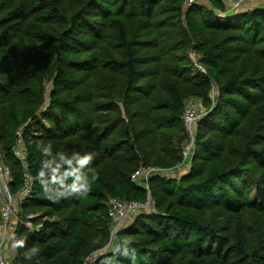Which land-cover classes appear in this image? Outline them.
Wrapping results in <instances>:
<instances>
[{"label": "trees", "instance_id": "16d2710c", "mask_svg": "<svg viewBox=\"0 0 264 264\" xmlns=\"http://www.w3.org/2000/svg\"><path fill=\"white\" fill-rule=\"evenodd\" d=\"M191 97L203 115L189 171L155 174L148 190L133 174L182 163ZM0 156L13 195L33 177L16 264H85L109 241V199L148 192L154 209L93 264H264V6L0 0Z\"/></svg>", "mask_w": 264, "mask_h": 264}, {"label": "built area", "instance_id": "2783aa9c", "mask_svg": "<svg viewBox=\"0 0 264 264\" xmlns=\"http://www.w3.org/2000/svg\"><path fill=\"white\" fill-rule=\"evenodd\" d=\"M224 1L226 5L230 6L231 10H239V8L243 6L245 0H224ZM253 1L264 3V0H253ZM195 66L196 69L206 73V69L202 64L195 61ZM202 115L203 112L201 108V102L199 99L196 98H193V100L190 99L185 104L183 119L185 122L186 130L188 131L190 137L184 143L182 148L183 163L188 161V159H190L192 152L195 148V144H196L195 135L197 129V122L202 117ZM17 134H18V138L16 145L14 147V154L17 158L20 159L23 166L27 168V161H26L27 148L23 140L22 128H20L17 131ZM166 171L167 169H163L158 166H148V167L143 166L133 174V179L146 181L145 186L149 190V186H148L149 178H151L152 176H154V174L157 173L164 174ZM0 174L5 175L4 185L1 186L6 201V203H2L3 205L1 206L3 225L6 228H8V222L11 220L12 217L11 215H13L16 211V216L18 218V221L24 222L29 226L31 222L23 221L20 218L18 207L22 202V200L27 196H29L30 193L32 192L33 177L31 176L30 172L26 169L24 172L25 186L19 193L13 195L9 189V181L11 180V170L6 164H4L1 161V158H0ZM6 197L11 203L7 201ZM108 206H109V215L112 219L111 232L113 237L111 238L115 240L117 232L121 228L126 226L131 216H133L134 214L137 215L141 212H149L153 210L155 206V201L152 197L151 192H148L147 197L143 202L138 200H121L116 197H111L108 201ZM11 237H12V233H9L6 230L3 234L0 235V264H15L13 260L9 258L7 255V250H11L12 252L15 251L14 248L15 244L14 242H12L13 240L11 239Z\"/></svg>", "mask_w": 264, "mask_h": 264}, {"label": "rangeland", "instance_id": "374dc122", "mask_svg": "<svg viewBox=\"0 0 264 264\" xmlns=\"http://www.w3.org/2000/svg\"><path fill=\"white\" fill-rule=\"evenodd\" d=\"M189 2H194V1H196V2H202V0H188ZM79 2V0H75V4H77ZM228 6V5H227ZM261 7V6H264V3H260V2H256V1H253V0H245L244 1V3H243V6H241L240 8H239V10H233L234 12L236 11L237 13L238 12H243V11H246V10H250V9H252V8H254V7ZM228 10H231V8H230V6H228ZM189 56H190V58L193 60V61H199V59H200V56H199V54H197L194 50H190V52H189ZM197 71H198V69H197ZM52 84L51 83H47V88H48V95H47V97L49 96V93H50V91H51V89H52ZM213 93H214V100L217 98V95H218V89L217 88H214L213 89ZM190 99H192L193 100V97H191V98H188L187 100H186V103L190 100ZM46 105L47 104H45L44 105V107L43 108H45L46 107ZM202 112H203V109H202ZM123 115H125V111L123 110ZM47 126H49L47 123H45ZM1 158V157H0ZM1 161H2V159H1ZM3 162V161H2ZM183 163V162H182ZM185 164H188L187 163V161L186 162H184ZM183 163V164H184ZM181 164V163H180ZM182 164V165H183ZM4 179H5V175H2V174H0V193H1V204H0V212H1V210H2V203H6V201H5V196H4V193L2 192V189H1V186L2 185H4ZM14 197V196H13ZM6 199H7V197H6ZM14 199V198H13ZM7 201L9 202V203H11L8 199H7ZM14 202V201H13ZM13 202H12V204H13ZM18 209H19V207H18ZM12 217H11V220L8 222V228H10V232L9 233H14V230H15V228H16V226H17V224H18V218H17V216H16V211H15V213L13 214V215H11ZM136 217V215L134 214L133 216H131V218L128 220V221H130V220H132V219H134ZM127 221V222H128ZM2 224H3V221H2ZM29 226H32V224H30ZM111 230H112V224H111V227H110V237H109V241H108V243L105 245V246H103V248H101L100 250H97V251H95V252H93L91 255H88L87 257H85V264H93V261H94V257L95 256H97L100 252H105V251H108V250H110V249H112V250H117L118 248H119V246H118V244L116 243L115 244V241H114V239H112L111 237H113L112 236V232H111ZM249 237H251V239L249 238V242L251 241H253V237L252 236H249ZM11 240V239H10ZM7 255H8V257L9 258H11V259H13V254H12V251L11 250H7ZM15 263V262H14ZM16 264V263H15Z\"/></svg>", "mask_w": 264, "mask_h": 264}, {"label": "crops", "instance_id": "0c3cea01", "mask_svg": "<svg viewBox=\"0 0 264 264\" xmlns=\"http://www.w3.org/2000/svg\"><path fill=\"white\" fill-rule=\"evenodd\" d=\"M182 164L183 163L177 165V167H175L173 169H170V170L168 169L163 175H168V176L173 177V178H175V177L178 178V177L182 176L183 174L187 173L189 171V168H190L189 163L188 164L184 163L183 165ZM160 174H162V173H160ZM138 182H140L144 185L146 184V181H143V180H138ZM5 230L10 232V228H6L3 224H1L0 225V235L3 234L5 232ZM12 242H14V244H15V240H13ZM12 246H14V245H12ZM15 247H16V245H15ZM14 252L15 251H13L12 254H14Z\"/></svg>", "mask_w": 264, "mask_h": 264}, {"label": "clouds", "instance_id": "9594fccd", "mask_svg": "<svg viewBox=\"0 0 264 264\" xmlns=\"http://www.w3.org/2000/svg\"><path fill=\"white\" fill-rule=\"evenodd\" d=\"M20 243H22V242H20Z\"/></svg>", "mask_w": 264, "mask_h": 264}, {"label": "water", "instance_id": "95a60500", "mask_svg": "<svg viewBox=\"0 0 264 264\" xmlns=\"http://www.w3.org/2000/svg\"><path fill=\"white\" fill-rule=\"evenodd\" d=\"M118 246H119V244H118Z\"/></svg>", "mask_w": 264, "mask_h": 264}]
</instances>
